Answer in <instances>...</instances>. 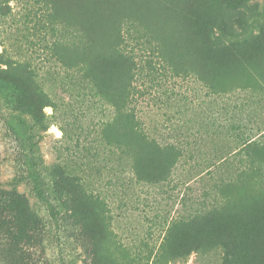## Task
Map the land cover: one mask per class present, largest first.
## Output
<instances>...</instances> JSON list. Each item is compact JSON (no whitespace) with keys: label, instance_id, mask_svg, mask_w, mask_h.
<instances>
[{"label":"trees","instance_id":"1","mask_svg":"<svg viewBox=\"0 0 264 264\" xmlns=\"http://www.w3.org/2000/svg\"><path fill=\"white\" fill-rule=\"evenodd\" d=\"M38 1L51 25H60L67 33L74 28L75 42L71 45L74 56L65 53L69 47L60 41L53 43L52 53L65 67L77 73L75 84H86L91 97L108 108V117L97 132V143L108 157L127 160L135 181L159 183L166 180L182 158L193 160V152L198 151L189 148L191 143L188 142L185 147L176 141L160 142L154 134L157 122L153 121L149 127L140 117L137 98L144 93L136 82L141 70L146 68V75L160 69L174 75L184 74L200 83L204 90L201 121L196 123L201 126V151L211 146L214 155L201 152V169H198L204 182L201 206L171 219L166 226L161 225V241L152 264L184 263L191 252L201 256L206 264H264V130L256 127L260 119L253 120L255 135L246 138L239 135L238 144L233 135L246 128L240 119L237 121L236 109L239 106L250 109L254 101L264 102V0H223L216 16L206 11L194 16L192 12L190 17L202 32L201 55L184 33L186 27L171 21V14L178 15L184 10V6L177 4L183 0H75L74 22L60 14L62 0ZM9 2L0 0V17L8 14ZM130 32L137 40L143 38L147 45L148 53L142 63L136 60L133 47L126 44ZM219 49L225 53L213 56L214 52L220 53ZM108 58H120L126 64L117 85L106 76L102 61ZM229 58L238 61L237 65L224 62ZM0 63L5 65L0 67V78L21 97L28 95L26 101L17 100L16 109L31 114L35 128L43 123L47 128L48 115L44 107L55 108L50 93L36 83L32 71L13 76L10 62L3 59ZM238 93L244 95L242 102V99L237 101ZM186 99L192 102V97ZM2 108L0 105V111ZM17 119L24 122L22 117ZM193 120L197 119L191 115L188 120L180 121L189 129L188 123ZM30 138L31 135L20 138L28 170L25 178L34 195L43 198L35 150L27 142ZM230 142H234L233 149L220 153L231 149L226 147ZM195 143L198 147L199 142ZM148 148L169 155L156 173H145L141 168L142 154ZM93 156L96 158L99 154ZM51 175L58 182H62L63 175L79 181L83 197L76 195L66 200L61 195L60 203L71 202L70 216L79 224V233L88 238L91 249H95L96 258L111 260L114 264L134 263L136 259L129 257L111 226L110 202L88 190L81 177L71 174L66 164L55 166ZM8 195L3 206H8L12 213L13 239L31 244L42 226V218L30 209L25 195L15 189ZM180 224L190 230L171 248L174 229Z\"/></svg>","mask_w":264,"mask_h":264},{"label":"rangeland","instance_id":"2","mask_svg":"<svg viewBox=\"0 0 264 264\" xmlns=\"http://www.w3.org/2000/svg\"><path fill=\"white\" fill-rule=\"evenodd\" d=\"M222 1L183 0L177 4L178 7L184 6V10L178 15L171 14L172 22L186 27L184 33L200 55L201 28L190 16L192 12L197 16L204 11L216 16L222 8ZM74 2L62 0L59 3L60 14L69 16L71 22H74ZM83 4L85 9L86 5ZM9 6L8 14L0 17V61L5 59L10 62L13 76H22L26 70L32 71L36 83L50 93L55 108L44 107L48 127H44L43 123L35 128L31 114L16 109L17 100L26 101L28 95L21 97L4 78H0V105L4 107L0 111V201H3L0 202V264H114L111 260L96 258L95 249H91L88 238L79 233V224L70 216L71 202L66 205L60 203L61 195L66 200L76 195L83 197L79 181L63 175L62 182H58L51 175L53 168L61 164H66L71 174L79 175L88 190L99 193L110 202L113 216L111 226L129 257L136 259L132 264H152L161 241V225L166 226L171 219L191 213L201 206V191L204 188L198 174L201 152L214 155L211 146L201 151V126L199 128L196 123L201 121V101L205 99L201 84L184 74L174 75L167 69L147 75L146 68L141 70L136 82L144 93L137 98L140 117L149 127H152L153 121L157 122L154 134L160 142L176 141L184 147L188 142L191 143L189 148H197L198 151L193 152V160L182 158L166 180L159 183L137 182L129 171L127 160L117 156L108 157L105 149L97 143V132L101 122L108 117V108L91 97L86 84H75L77 73L65 67L52 53L53 43L60 41L69 47L64 52L69 57L74 56L71 49L75 42L74 28L67 33L60 25H51L47 12L38 0H10ZM126 44L133 47L136 60L142 63L148 53L143 38L137 40L130 32ZM218 52L212 55L220 57L221 53H225L220 49ZM224 62L237 65L238 61L229 58ZM102 63L106 76L117 85L118 76L126 66L123 59L108 58ZM0 67L5 65L0 63ZM238 94L237 101H240L244 95ZM188 96L192 97V102L186 99ZM238 108L235 117L237 121L241 120V124H246V128L243 132L234 131L236 144L241 139L239 135L246 138L256 134L253 120L259 118L260 123L256 127L264 130V102L254 101L250 109ZM191 115L197 120L188 123L191 126L186 129L180 120L186 121ZM17 117H22L24 122ZM248 126L253 128L248 130ZM29 135L31 138L27 142L35 150L34 160L38 163L42 179L43 198L34 195L25 178L28 170L22 156L24 151L20 138ZM195 141L199 142L198 147ZM233 143L228 144L231 147L226 146L231 149L225 147L226 150L220 153L231 151ZM144 151L141 168L145 173L158 172L160 165L169 157L167 153L152 148ZM94 153L99 156L95 158ZM13 189L28 198L30 209L43 221L31 244L18 243L13 239L12 213L8 206H3ZM205 201L208 203L210 199L205 198ZM189 230V227L177 225L170 247H175L178 239ZM155 264L173 263L162 261ZM175 264L206 262L191 252L184 263Z\"/></svg>","mask_w":264,"mask_h":264}]
</instances>
